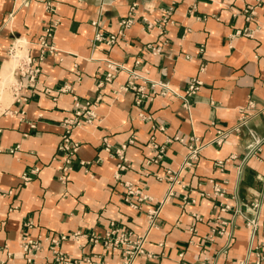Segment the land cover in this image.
<instances>
[{"label": "crops", "instance_id": "0c3cea01", "mask_svg": "<svg viewBox=\"0 0 264 264\" xmlns=\"http://www.w3.org/2000/svg\"><path fill=\"white\" fill-rule=\"evenodd\" d=\"M46 1L0 0V79L18 40L26 54L6 88L9 99L0 100V264H28L18 246L24 234H104L118 227L143 235L150 210L158 211L159 225L146 234L136 264H255L264 256V0H60L56 13ZM133 5V22L123 27ZM54 19L50 52L39 39ZM108 61L125 66L110 81ZM37 68L32 81L28 70ZM128 69L138 85L149 79L170 89L140 103L133 89L116 97ZM193 78L203 83L188 108L180 95ZM98 96V120L73 130L81 144L63 182L53 161L61 123L73 116L76 99ZM192 135L203 145L183 169L188 147L175 137ZM123 145L128 167L116 177ZM167 170L179 180L170 195ZM24 174L32 177L28 183ZM126 182L147 198L128 194ZM256 216L260 226L252 234L247 219ZM62 249L97 264L122 262L121 250L86 237L66 240Z\"/></svg>", "mask_w": 264, "mask_h": 264}, {"label": "built area", "instance_id": "2783aa9c", "mask_svg": "<svg viewBox=\"0 0 264 264\" xmlns=\"http://www.w3.org/2000/svg\"><path fill=\"white\" fill-rule=\"evenodd\" d=\"M60 0H47L46 1V10L49 13H56L57 7ZM136 9V6L133 5L131 8V11L129 13V17L125 20L121 21V24L123 27H128L132 22L133 18L132 15L134 14V10ZM246 12H250L249 17L254 13V9L252 6L247 7L245 10ZM146 19V18H145ZM167 19H163V22H165ZM59 20L54 19L46 28L44 34L40 37V45L47 49L50 52H53L56 50L54 45L52 43H49L48 38L53 37L56 27L58 25ZM147 26L151 28L153 26L152 23L148 22ZM245 34L251 35L252 31L245 30ZM116 36L111 35L108 39V43H113L115 41ZM97 40H103L104 37L101 33H98L96 35ZM153 51L158 53L160 51V47H152ZM141 60H136L135 64L136 66H139ZM108 66L110 68L109 72L106 74V80L110 81L115 76V72L118 69H125V66L118 65L112 61H108ZM39 69H30L28 70V73L30 74V78L32 81H34L35 76ZM130 71V78L127 81V83L120 87L119 90L115 91L116 97H119L121 90H128L133 89L138 93L137 96V102L140 103L143 99H150L152 100L157 92H160L162 94L167 93V90L170 89L165 84L159 82V81H151L149 79H144V84L138 85L135 82V79L137 77V73L133 70L128 69ZM150 83L151 85V91H146V84ZM203 81L198 78L191 79L186 92L183 95H180L184 101V105L186 107H190L191 103L189 101V97L193 94H195L200 86L202 85ZM159 89H161L159 91ZM102 98L98 96L93 101L90 99H87L85 101H81L79 99H76L74 104V110H73V116L70 118H65L61 125L63 127V132L61 134V140L58 145V151L56 155L53 157V161L57 162V168L60 171L59 179L63 182H66L69 178V173L73 169V161L75 159V155L80 147V142L75 140L73 138V130L75 127L81 126L86 123H94L98 120L96 109L100 103ZM248 108L252 109V104H248ZM251 114L249 111L246 113V115ZM245 116V115H244ZM244 118V117H243ZM226 136V131H219L218 134L215 137V142L218 144H221L223 142V139ZM175 140L185 144L188 147V154L186 155V159L183 161L182 168L184 169L186 166H190L194 163V161L197 159L198 153L200 151V148L202 147V143L200 142L199 137L192 135L190 137H183V136H176ZM130 142L132 143L133 140L131 139ZM153 146L156 147L157 145L155 142H152ZM18 148V145L17 147ZM109 144L106 143V149H109ZM125 149L126 145H123L119 149L116 150L118 158L121 160L120 163L117 164V171H116V177H119L120 171L124 170L128 167V160L125 157ZM13 151V150H12ZM164 152V147L161 146L159 148V153L157 155V158H161L162 154ZM218 164H224V161L219 160L217 162ZM40 170L39 167H35L32 169V173H37ZM30 174H24L22 175V179L24 183H28V181L31 179ZM167 178L170 181V187L168 190V195L172 194L174 189L173 185L178 182V174L174 173L171 170H167ZM127 187V192L130 195H138L139 200L146 199L147 196L143 195L139 192L138 189H136L132 183L126 182L125 183ZM214 192L222 195L223 190L220 187L219 184L214 183L213 185ZM11 192V191H10ZM203 195H209V193H203ZM191 202H195V198L190 199ZM188 202V201H187ZM133 206H137L133 204ZM258 203H253L252 207L256 208L258 207ZM148 230L143 235H134L131 231L123 230L118 227H111L108 229L104 234H97V233H91L86 234L82 233L81 231H75L70 234H61L58 236H50V235H44L39 234L36 237H31L28 234H24L21 236L18 242L19 246V252L22 253L28 264H97V262L94 260L93 257H84V258H73L68 253L63 251L62 249V243L69 239L77 240L79 238H88L90 242L97 244V243H103L104 247L108 250H121L122 251V262L121 264H136L137 257L140 254H143L145 252L144 244L146 240V234L150 231L152 228L158 227V211L157 210H150L148 213ZM247 225L252 229V234H255L256 231L259 229V220L258 216L253 218L247 219ZM45 248L48 249L49 254L43 256V251ZM11 254V253H9ZM40 257H43L44 261L41 262L39 259ZM264 259L263 255H259L257 260L255 261V264H262V260ZM1 264H7V262H2ZM240 264H246V262L241 261Z\"/></svg>", "mask_w": 264, "mask_h": 264}, {"label": "bare ground", "instance_id": "6f19581e", "mask_svg": "<svg viewBox=\"0 0 264 264\" xmlns=\"http://www.w3.org/2000/svg\"><path fill=\"white\" fill-rule=\"evenodd\" d=\"M24 42L22 40H18L17 43L14 45V51L13 55L11 56L10 61H6L3 71L1 73V79H0V100L7 102L9 99V94L6 90V86L9 81H11L14 76H13V70L14 68L18 65L17 62L18 60L24 58L26 56L25 54V47L23 46ZM23 46L24 48L22 49Z\"/></svg>", "mask_w": 264, "mask_h": 264}, {"label": "rangeland", "instance_id": "374dc122", "mask_svg": "<svg viewBox=\"0 0 264 264\" xmlns=\"http://www.w3.org/2000/svg\"><path fill=\"white\" fill-rule=\"evenodd\" d=\"M18 61L20 62V61H21V59H19ZM19 62H17V63L19 64ZM13 79H14V78H13ZM13 79H12V80H13ZM12 80H11V81H12ZM11 81H9V82H8V84H7V86H6V88H7V89H8V87H9V85H10Z\"/></svg>", "mask_w": 264, "mask_h": 264}]
</instances>
